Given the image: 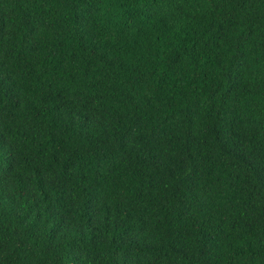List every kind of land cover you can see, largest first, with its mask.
Returning a JSON list of instances; mask_svg holds the SVG:
<instances>
[{
	"label": "trees",
	"instance_id": "trees-1",
	"mask_svg": "<svg viewBox=\"0 0 264 264\" xmlns=\"http://www.w3.org/2000/svg\"><path fill=\"white\" fill-rule=\"evenodd\" d=\"M0 264H264V0H0Z\"/></svg>",
	"mask_w": 264,
	"mask_h": 264
}]
</instances>
